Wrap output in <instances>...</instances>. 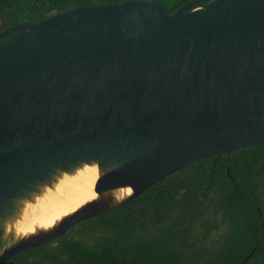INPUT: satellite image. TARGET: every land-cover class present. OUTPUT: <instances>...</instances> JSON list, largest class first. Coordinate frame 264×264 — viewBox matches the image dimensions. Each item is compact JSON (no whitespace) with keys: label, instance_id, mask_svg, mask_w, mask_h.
<instances>
[{"label":"water","instance_id":"95a60500","mask_svg":"<svg viewBox=\"0 0 264 264\" xmlns=\"http://www.w3.org/2000/svg\"><path fill=\"white\" fill-rule=\"evenodd\" d=\"M264 144V0L80 4L0 30V264L199 159ZM98 164L97 197L7 233L24 200ZM132 187L116 199L114 190Z\"/></svg>","mask_w":264,"mask_h":264},{"label":"trees","instance_id":"16d2710c","mask_svg":"<svg viewBox=\"0 0 264 264\" xmlns=\"http://www.w3.org/2000/svg\"><path fill=\"white\" fill-rule=\"evenodd\" d=\"M115 1L121 0H0V30L76 5ZM156 1L172 12L188 0ZM10 260L264 264V144L192 162L139 196Z\"/></svg>","mask_w":264,"mask_h":264},{"label":"bare ground","instance_id":"6f19581e","mask_svg":"<svg viewBox=\"0 0 264 264\" xmlns=\"http://www.w3.org/2000/svg\"><path fill=\"white\" fill-rule=\"evenodd\" d=\"M98 176L97 163H86L74 172H63L53 185L44 186L33 199L24 200L19 214L8 221L7 233L14 231L22 236L53 226L61 217L97 197L94 185ZM131 192L132 187L128 186L115 189L113 193L116 199H122Z\"/></svg>","mask_w":264,"mask_h":264},{"label":"rangeland","instance_id":"374dc122","mask_svg":"<svg viewBox=\"0 0 264 264\" xmlns=\"http://www.w3.org/2000/svg\"><path fill=\"white\" fill-rule=\"evenodd\" d=\"M88 178V181L90 180V177H87Z\"/></svg>","mask_w":264,"mask_h":264}]
</instances>
